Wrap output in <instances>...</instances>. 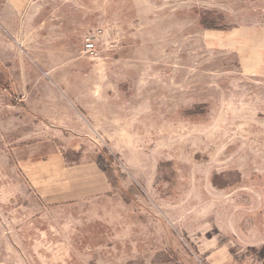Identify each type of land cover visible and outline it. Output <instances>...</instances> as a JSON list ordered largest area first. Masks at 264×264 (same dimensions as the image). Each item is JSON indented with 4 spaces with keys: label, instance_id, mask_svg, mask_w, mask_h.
<instances>
[{
    "label": "rangeland",
    "instance_id": "1",
    "mask_svg": "<svg viewBox=\"0 0 264 264\" xmlns=\"http://www.w3.org/2000/svg\"><path fill=\"white\" fill-rule=\"evenodd\" d=\"M0 264H264V0H0Z\"/></svg>",
    "mask_w": 264,
    "mask_h": 264
}]
</instances>
